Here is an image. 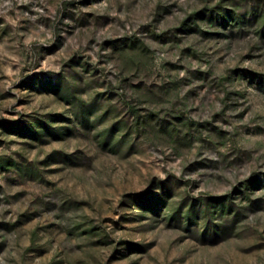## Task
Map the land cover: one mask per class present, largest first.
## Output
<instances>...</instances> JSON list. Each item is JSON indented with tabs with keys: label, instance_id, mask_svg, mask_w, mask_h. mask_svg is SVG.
Masks as SVG:
<instances>
[{
	"label": "rangeland",
	"instance_id": "obj_1",
	"mask_svg": "<svg viewBox=\"0 0 264 264\" xmlns=\"http://www.w3.org/2000/svg\"><path fill=\"white\" fill-rule=\"evenodd\" d=\"M0 264H264V0H0Z\"/></svg>",
	"mask_w": 264,
	"mask_h": 264
}]
</instances>
